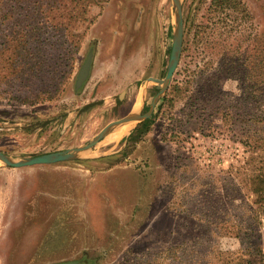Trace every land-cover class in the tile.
<instances>
[{
  "label": "rangeland",
  "instance_id": "1",
  "mask_svg": "<svg viewBox=\"0 0 264 264\" xmlns=\"http://www.w3.org/2000/svg\"><path fill=\"white\" fill-rule=\"evenodd\" d=\"M181 3V59L142 138L130 139L140 122H124L76 159L0 160V264L260 261L245 251L264 252V202L252 189L264 145L241 119L264 95V0ZM89 10L94 19L79 24L83 41L54 97H0L2 151L72 148L132 112L136 99L134 112L150 108L160 88L148 78H163L171 57L173 1L107 0ZM91 48V73L76 88ZM248 55L260 85L246 103Z\"/></svg>",
  "mask_w": 264,
  "mask_h": 264
},
{
  "label": "trees",
  "instance_id": "2",
  "mask_svg": "<svg viewBox=\"0 0 264 264\" xmlns=\"http://www.w3.org/2000/svg\"><path fill=\"white\" fill-rule=\"evenodd\" d=\"M100 1L107 0H0V97L9 95L23 101L54 97L61 81L71 72L74 53L83 41L84 33L79 30V24L87 19L93 21L89 9ZM214 1L224 5L235 0ZM242 65V101L247 103L255 87L264 86V78L256 85L252 73L255 64L250 55ZM241 121L254 127L256 147L264 145V95L256 112L246 110ZM139 124L130 139L142 138L149 129L150 118ZM252 182V189L264 202V172L254 175ZM245 252L260 256L257 262L249 258L250 263L264 264L260 246L253 250L248 246ZM237 264H244L242 257Z\"/></svg>",
  "mask_w": 264,
  "mask_h": 264
},
{
  "label": "water",
  "instance_id": "3",
  "mask_svg": "<svg viewBox=\"0 0 264 264\" xmlns=\"http://www.w3.org/2000/svg\"><path fill=\"white\" fill-rule=\"evenodd\" d=\"M172 1L176 7L177 12H176V28L174 32L171 57L167 67L166 74L163 78H158L154 76H150L148 78V80H153L158 82L160 89L158 93L154 96L151 106L146 112L140 113V112L132 111L129 112L127 115L123 116L122 118L111 121L94 138H92L85 144H81L63 150L46 152L34 156H25V157L14 156L0 149V159L4 160V162L8 166H12V167H22V166H28L34 164H48V163H56L64 160L76 159L79 157L80 152L92 148L120 123L141 122L149 118L152 115L154 108L157 102L159 101L160 97L168 89L173 79L176 68L180 62L181 54H182L183 40H184V17H183L182 3L181 0H172ZM93 57H94V48H91L85 59V62L80 68L78 78L76 80V88L81 87L83 83L88 79L91 73ZM78 263L79 260H69L54 264H78Z\"/></svg>",
  "mask_w": 264,
  "mask_h": 264
},
{
  "label": "bare ground",
  "instance_id": "4",
  "mask_svg": "<svg viewBox=\"0 0 264 264\" xmlns=\"http://www.w3.org/2000/svg\"><path fill=\"white\" fill-rule=\"evenodd\" d=\"M139 100H140V98H138V99H136V100L134 101V103H135L134 106H137V107H134L131 111H135V110L138 108ZM0 160L4 162V160H2V159H0Z\"/></svg>",
  "mask_w": 264,
  "mask_h": 264
}]
</instances>
